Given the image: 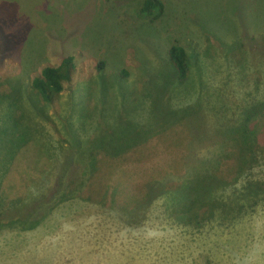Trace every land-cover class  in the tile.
I'll return each mask as SVG.
<instances>
[{
	"label": "rangeland",
	"instance_id": "rangeland-1",
	"mask_svg": "<svg viewBox=\"0 0 264 264\" xmlns=\"http://www.w3.org/2000/svg\"><path fill=\"white\" fill-rule=\"evenodd\" d=\"M161 1L0 0V264H264V133L252 168L196 182L254 106L264 132V0ZM65 56L46 103L32 80ZM182 180L225 212L195 227L150 193Z\"/></svg>",
	"mask_w": 264,
	"mask_h": 264
},
{
	"label": "trees",
	"instance_id": "trees-1",
	"mask_svg": "<svg viewBox=\"0 0 264 264\" xmlns=\"http://www.w3.org/2000/svg\"><path fill=\"white\" fill-rule=\"evenodd\" d=\"M163 10L164 5L161 0H143L140 13L146 17H150V19L154 21L161 16ZM168 54L178 79H185L189 72V60L183 46L177 43L171 44ZM73 68V57L65 56L57 66L44 67L41 70L40 76L33 78L32 87L44 102L51 103L54 97L63 90L64 82L70 79ZM258 106L259 105H256L257 108ZM255 109L254 106L243 113V118L240 120L239 124L224 128L222 132L223 136L219 135L221 137L219 151L222 153V159L218 157L219 159L214 163L210 158L204 163L209 165L208 168H210V172H205L203 178L196 179L198 184L204 182L203 185H206L207 183L213 182L216 170H220L225 166L235 168V173H242L244 167L252 168V166L248 164L249 160L252 159L250 155H255V147H260V136L264 133L259 128L258 122L263 113L256 112ZM236 156L237 160L235 161L233 158ZM218 160L220 161L218 162ZM233 162L236 163V167L233 165ZM253 181L254 180L246 179L242 186L250 191L263 188V186ZM159 182L160 181L151 188L150 193L165 191L169 194V197L175 198L177 202L174 204L175 207L172 208V212L184 214L186 216L184 220L186 223L193 224L195 227H200L203 222L206 220L211 221L215 217L216 209L221 210L220 213L225 212L223 208L227 207V201L219 199L222 198V196L218 198L208 197L207 193L200 194L197 189L192 192V186L190 182L187 183L186 180H182L176 186L158 185ZM125 198L127 199L126 195ZM241 208L240 206L236 211V216L230 218L229 221H232V219L240 215Z\"/></svg>",
	"mask_w": 264,
	"mask_h": 264
}]
</instances>
